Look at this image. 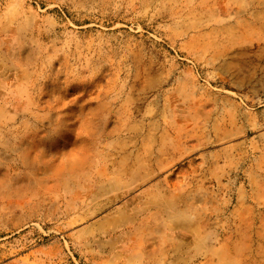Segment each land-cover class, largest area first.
Returning <instances> with one entry per match:
<instances>
[{"label":"rangeland","instance_id":"rangeland-1","mask_svg":"<svg viewBox=\"0 0 264 264\" xmlns=\"http://www.w3.org/2000/svg\"><path fill=\"white\" fill-rule=\"evenodd\" d=\"M0 264H264V0H0Z\"/></svg>","mask_w":264,"mask_h":264}]
</instances>
